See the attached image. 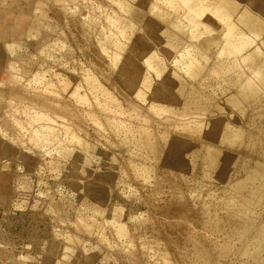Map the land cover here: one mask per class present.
Masks as SVG:
<instances>
[{"label":"rangeland","instance_id":"374dc122","mask_svg":"<svg viewBox=\"0 0 264 264\" xmlns=\"http://www.w3.org/2000/svg\"><path fill=\"white\" fill-rule=\"evenodd\" d=\"M171 1L0 0V47L8 44L0 61V264H264V196L247 209L232 193L246 179L249 157L264 156V94L256 109L232 119L243 144L223 146L229 167L220 158L208 172L202 143L191 136L215 116L193 113L186 99L175 105L172 79L202 82L220 102L223 86L210 84L208 70L222 60L236 65L235 76L253 69L243 59L248 52L222 54L202 43L194 35L203 26L191 29L186 4ZM197 1L217 19L212 0ZM160 16H172L199 48L172 41L157 27ZM259 36L245 50L264 59ZM121 63L147 79V90L139 77L129 84L133 73L123 75ZM42 101L58 103L65 118L50 117ZM182 107L188 115L177 112ZM71 238L79 245L61 255Z\"/></svg>","mask_w":264,"mask_h":264},{"label":"bare ground","instance_id":"6f19581e","mask_svg":"<svg viewBox=\"0 0 264 264\" xmlns=\"http://www.w3.org/2000/svg\"><path fill=\"white\" fill-rule=\"evenodd\" d=\"M13 1V0H12ZM15 1V0H14ZM167 1V0H166ZM171 1V0H168V2ZM174 1V0H172ZM171 1V2H172ZM191 1V2H189ZM211 1V0H210ZM209 1V2H210ZM38 2V1H37ZM176 2V1H175ZM202 2V1H201ZM208 2V3H209ZM213 4H212V12L214 13H217V19H219L217 21V19L215 20L214 18L212 17H208L205 13H206V9L202 8L203 6L199 7V4L200 2H198L197 0H178V2H176V4L174 5L175 7L173 8H179L182 5L186 4V8H184L183 12H185L186 16L190 18V20H187L189 21V25L191 26V29L193 28H196V27H200L201 25L203 26V28L205 29V32L202 31V30H197V32L195 33V37H202V43L206 44V43H211L213 44L215 47L217 46L218 49L220 50V52L222 54H228V53H234V52H239V51H243L244 52H248V55L246 53V57L243 58L245 61H249L250 62V68H252L253 72H249V75L247 77H244V76H235V75H232V72L234 73V69H238V68H235L234 66H231L229 63H228V60L226 61H220L219 64L217 65L216 67H214L213 69H211L210 71L207 69L206 67V70H208V72H210L208 74V77H207V80H209L210 84H216V83H220L219 85L223 86V90L224 91H220L222 93L223 96H221V100L220 102L219 101H213L212 99H210L209 97H207V95L205 94V89H204V85L200 83V85L194 87V86H187L184 84V82L181 81L180 77L178 79L174 78V80L172 79L173 81V88H174V94H172L173 96L174 95H177L175 98H176V102L172 101V103H176L175 105H179L181 104V99H186L187 101V104L188 105V108L190 107H194L193 108V113H198V112H195L196 109L199 111L201 110V113L204 112V114L206 113H209L208 115L211 114V116H215L213 119L214 121L211 122L212 120L208 119L211 124L208 125V122H207V126L205 125V127H202L199 136H194L192 135L191 138H195L197 142H200L202 144L201 145V149L202 151L204 152L203 153V157L202 159L204 161H207L206 162V166L208 168V172L212 173L214 172L215 168H216V165L220 163V158L222 159L223 158V154L221 151H223L224 153V150H223V146L225 145L226 147H234V145H239V144H243V136H241V134L239 132V128H237L236 126V123H235V126L232 125V119H237L238 116L240 117H245L243 116V114L241 113L240 115H237L238 113L240 112H243L244 113V110H246L247 107L249 108H252V107H255V109L258 107V105H260V103L262 102L263 100V95L264 93H262L264 90V59L261 58V55L260 57H257L255 54H253L252 52L249 53V50H245V46L248 44V42L250 41V39H252L253 37H258L259 35L263 36L264 35V0H212ZM199 3V4H198ZM36 4V3H35ZM101 4V3H100ZM173 4V2H172ZM198 4V5H197ZM211 4L209 3V7L211 6ZM37 5V4H36ZM39 5V4H38ZM201 5V4H200ZM35 7V6H34ZM39 7V6H38ZM205 7V6H204ZM208 7V8H209ZM85 8V7H84ZM108 8V7H107ZM39 9V8H38ZM96 9V8H95ZM211 9V8H210ZM225 10V12H221L222 10ZM35 10V8H34ZM44 10V9H43ZM40 11L42 12L41 8H40ZM117 11V10H116ZM34 12V11H33ZM46 12V11H45ZM103 12H105V10H103ZM3 13V12H2ZM97 13V12H96ZM105 13H109V11ZM104 13V16L106 17L107 14L105 15ZM117 13V12H116ZM89 14V13H88ZM4 15V14H3ZM102 15V14H100ZM41 16V15H40ZM184 16V15H183ZM206 16V17H205ZM38 17V16H37ZM101 17V16H100ZM110 16H107L106 18L108 19ZM161 17V16H160ZM215 17V18H216ZM112 19V18H111ZM36 20V19H35ZM115 21V19H112V21ZM119 22L120 20L117 19ZM175 19H173L172 16H163L161 18H159L158 22H157V27L159 30H161L162 32L165 31L167 33H169L168 35L169 38L172 40V41H176L180 44H183V45H189L190 47L192 48H199L197 47L198 45L196 44H191L190 41L191 40H194L192 38H187L186 35L184 34V31L181 27H179V25L174 21ZM104 21V19H103ZM109 21H111L109 19ZM40 22V21H39ZM47 22V21H46ZM102 22V21H101ZM105 22V21H104ZM93 23V22H92ZM96 23V22H95ZM106 23V22H105ZM110 24V22H109ZM121 24H125L123 21ZM127 25V24H126ZM188 25V26H189ZM96 26V25H95ZM124 26V25H122ZM92 27V26H91ZM127 27V26H126ZM131 27V25H130ZM113 28V27H112ZM129 28V26L127 27ZM109 29V28H108ZM1 32V31H0ZM109 32V31H108ZM133 32V31H132ZM223 33V34H222ZM118 34V33H117ZM121 36V35H120ZM259 36V37H260ZM136 37V36H135ZM224 40V42H223ZM138 41V40H137ZM112 43L114 41H111ZM153 42V41H152ZM264 42V41H263ZM263 42H261L263 44ZM117 43V42H116ZM152 44V43H151ZM167 44H170V42L166 43L165 44V47ZM8 45V44H7ZM7 45H4L7 47ZM195 45V46H194ZM3 46V47H4ZM171 46V45H170ZM170 46H167V47H170ZM2 46L0 47V61L1 63L4 62V60L7 58V54L4 52V48ZM10 47V46H9ZM166 47V49H167ZM216 47V48H217ZM116 48V46L114 47ZM4 49V50H3ZM201 49V48H200ZM11 50V49H10ZM13 50V49H12ZM117 49H114L112 50L113 51H116ZM165 50V49H164ZM9 51V50H8ZM167 51V50H166ZM201 51V50H200ZM199 51V52H200ZM251 51V50H250ZM40 52V51H39ZM243 52V53H244ZM38 53V51H37ZM117 54V52H114ZM168 54V51L166 52ZM172 53V52H171ZM264 53V52H263ZM262 53V54H263ZM116 54H114L113 56H116ZM172 55V54H171ZM245 55V54H244ZM169 56V55H168ZM173 56V55H172ZM153 58V57H152ZM150 59V58H149ZM148 59V60H149ZM168 59V58H167ZM192 59V58H191ZM190 59V60H191ZM196 61V59H195ZM7 62V61H5ZM200 62V61H199ZM8 63V62H7ZM198 65V62H194V58L192 59V62L190 63V68L193 73L195 72L194 69L195 67H193L194 69H192V65ZM197 63V64H196ZM232 63V61H231ZM5 64V63H4ZM238 64V63H237ZM120 65V67H119ZM160 65V64H159ZM188 65V64H187ZM186 65V66H187ZM213 65V64H212ZM3 66V64H2ZM214 66V65H213ZM237 66H239V68H241L243 65L242 63H239ZM5 67V66H3ZM201 67V65L199 66ZM198 67V68H199ZM12 68V67H10ZM120 68V69H119ZM159 68V67H157ZM162 68V67H161ZM164 68V67H163ZM205 68V67H204ZM209 68V67H208ZM245 68V67H244ZM249 68V67H248ZM118 69L121 71V73L123 75H125L126 72L128 71H131L133 73V76L131 79L128 80L129 84L130 82H137L138 80L136 79V77H139L140 74L136 71V68L132 65H128L127 64H118ZM189 69V66L187 68V71ZM197 69V67H196ZM118 70V71H119ZM159 70V69H158ZM163 70V69H162ZM161 70V71H162ZM200 70V69H199ZM239 70V69H238ZM160 71V70H159ZM158 71V72H159ZM189 71V72H190ZM205 71V70H203ZM200 70V73H197V75H201L203 76L202 72ZM170 72V71H169ZM197 72V70H196ZM167 73V72H166ZM192 73V74H193ZM205 73V72H204ZM251 73V74H250ZM255 73V74H253ZM159 74V73H158ZM189 74V73H188ZM191 74V75H192ZM235 74V73H234ZM241 74V73H240ZM256 74H258V78L257 81L254 77L257 76ZM175 75V74H174ZM190 75V74H189ZM171 76V74H170ZM169 76V77H170ZM194 76H195V73H194ZM206 76V74H205ZM246 76V75H245ZM173 77V76H172ZM193 77V76H192ZM198 77V76H197ZM237 77V78H235ZM249 77V78H248ZM140 78V77H139ZM138 78V79H139ZM146 78V77H145ZM144 78V79H145ZM203 78V77H202ZM141 80L140 81H144L142 80L143 78H140ZM180 79V81H179ZM205 79V78H204ZM85 80V79H84ZM93 80V79H92ZM163 80V79H162ZM169 80V79H168ZM87 81V80H86ZM139 81V82H140ZM146 81V82H145ZM144 82H142L144 85L147 84V79L145 80ZM149 81V80H148ZM171 81V82H172ZM184 81V80H183ZM186 81V80H185ZM200 81V80H199ZM254 81L256 83H254ZM73 82V81H72ZM85 82V81H83ZM93 82V81H91ZM167 82V81H166ZM78 83H81L80 81ZM149 83V82H148ZM199 83V82H197ZM197 83L194 85H197ZM83 84V83H81ZM80 84V86H81ZM87 84V83H86ZM135 84V83H134ZM170 84V82H169ZM193 84V83H192ZM257 84L260 86L257 87ZM72 85V84H71ZM132 85V84H131ZM140 85H141V82H140ZM143 85V86H144ZM148 86H150L149 84H147ZM145 88H143L142 90L146 89L147 90V86ZM74 86H76L77 88V85L75 84ZM88 86V85H87ZM220 86V88H221ZM73 87V86H72ZM71 87V88H72ZM90 87L93 89V90H97L99 91L100 88L96 85V84H91ZM132 87V86H131ZM170 88V86H168ZM193 87V88H192ZM218 87V86H217ZM172 88V89H173ZM206 88V87H205ZM75 89V88H74ZM172 89H169L172 90ZM261 89V90H260ZM77 90V89H76ZM145 90V91H146ZM151 92V90H149ZM173 91V90H172ZM218 91H219V88H218ZM224 92V94H223ZM88 93V92H87ZM86 93V94H87ZM143 92L140 91V94L141 96L145 95L146 93L144 92L143 95H142ZM171 93V92H170ZM76 94V92H75ZM80 94V93H79ZM90 95V93H89ZM171 96V95H170ZM171 96V97H173ZM87 97V96H86ZM145 98V97H144ZM86 99V98H85ZM173 100V98H172ZM87 101V100H86ZM183 101V102H184ZM39 104V103H38ZM94 104V102H93ZM42 105L45 107V111L47 113L50 114V117H51V114H53V116L55 118H65L64 115L65 113L62 111H60L61 107H59L60 105H58V103L56 102H45V101H42ZM173 105V106H175ZM58 106V107H57ZM95 106V105H94ZM178 106V107H179ZM177 107V108H178ZM181 107V106H180ZM179 107V108H180ZM185 107V106H184ZM180 110V111H185L187 114L188 110L186 111L183 110V108ZM254 109V108H253ZM63 110V109H62ZM65 110V109H64ZM190 110V109H189ZM60 111V112H59ZM179 110L177 112H179V114H184V112H180ZM192 112V111H191ZM200 112V111H199ZM252 112V111H251ZM64 113V114H63ZM147 113V112H145ZM250 113V112H249ZM45 114V112H44ZM190 114V112H189ZM199 114V113H198ZM197 114V115H198ZM246 114V113H244ZM252 114V113H251ZM39 115V114H38ZM150 115V114H149ZM147 115V116H149ZM188 115V114H187ZM191 115V114H190ZM203 115V114H201ZM199 115V116H201ZM206 115H203L206 116ZM207 115V116H208ZM40 116V115H39ZM145 116V115H144ZM181 116V115H180ZM210 116V117H211ZM230 116V117H229ZM40 117H43L44 118V115L43 116H40ZM48 117V115H47ZM53 117V118H54ZM209 117V118H210ZM239 117V118H240ZM38 120L39 117H37ZM42 118V119H43ZM49 118V117H48ZM48 118H47V121H48ZM52 118V119H53ZM152 118V117H151ZM150 117L145 120V122L148 120V119H151ZM154 118V117H153ZM152 118V119H153ZM156 118V117H155ZM45 119V118H44ZM234 119V120H235ZM241 119V118H240ZM207 120V121H208ZM233 120V121H234ZM53 121V120H51ZM49 121V123L51 122ZM152 122V120H149ZM154 121V120H153ZM40 125H42L43 121L42 120V123L41 121H39ZM236 122V121H235ZM34 123V122H33ZM100 123V122H99ZM148 123V122H147ZM204 123H206L204 121ZM238 123V122H237ZM261 123V122H260ZM48 124V122H47ZM61 124V123H60ZM59 124V125H60ZM150 124V123H148ZM262 124V123H261ZM35 125V124H34ZM39 125V126H40ZM45 125V123H44ZM51 125V123H50ZM49 125V126H50ZM52 125L53 122H52ZM59 125L57 126L59 128ZM63 125V124H62ZM67 125V124H66ZM98 125V124H97ZM159 125V124H158ZM165 125V124H164ZM37 126V125H36ZM37 126V127H39ZM64 126V125H63ZM61 126V128L63 127ZM72 126V125H71ZM100 126V125H99ZM161 126V125H160ZM159 126V127H160ZM202 126V125H201ZM262 129L264 132V125H262ZM24 127V126H23ZM47 127V125L45 126ZM45 127H40V129L42 128H45ZM55 127V126H53ZM69 127V126H67ZM118 127V126H117ZM241 127V126H239ZM27 128V127H25ZM52 128V126H51ZM50 128V129H51ZM60 128V129H61ZM65 128V127H64ZM72 128V127H71ZM74 128V127H73ZM119 128V127H118ZM201 128V127H200ZM39 129V128H38ZM47 129V128H45ZM44 129V130H45ZM48 128V130H50ZM54 129V128H53ZM100 129V128H99ZM117 129V128H116ZM160 129V128H159ZM163 129V128H162ZM23 130V129H22ZM242 130V129H241ZM51 131V130H50ZM61 131H59L60 133ZM64 132V131H63ZM146 133V132H145ZM144 133V134H145ZM148 133V132H147ZM147 133L145 134L144 137H147ZM163 133V131H162ZM166 133V131H165ZM63 134V133H62ZM67 134V133H66ZM142 134V133H141ZM140 134V135H141ZM164 134V133H163ZM170 134V133H169ZM147 135V136H146ZM165 135V134H164ZM167 135V134H166ZM51 136V135H50ZM59 136V135H57ZM60 136L61 133H60ZM143 136V134H142ZM141 136V137H142ZM163 135L160 134L159 136V139L160 138H164V137H161ZM171 136V134H170ZM169 136V137H170ZM149 138H147L148 140L150 139V136H148ZM168 137V136H167ZM174 137V136H173ZM171 136V139L173 138ZM58 138V137H57ZM64 138V137H63ZM67 138V137H66ZM166 138V137H165ZM164 138V139H165ZM141 138H138V140L140 141ZM146 139V138H145ZM144 139V140H145ZM146 139V140H147ZM185 140H187V138H184ZM161 140V139H160ZM159 140V141H160ZM163 140V139H162ZM185 140H182L181 141V144L182 142L184 141V143H186L187 145V142ZM48 141V140H47ZM143 141V139H142ZM153 141H154V138H153ZM153 141H149L150 143ZM166 141V140H165ZM164 141V142H165ZM173 141V140H172ZM250 141V140H249ZM149 142L147 143L148 144V147L149 145H154L155 144H149ZM162 141H160L161 143ZM141 145L143 144L141 141H140ZM139 143V144H140ZM170 143V142H169ZM183 143V144H184ZM189 143V142H188ZM195 143V142H194ZM253 145H254V142H251ZM165 144V143H164ZM167 144V142H166ZM182 144V145H183ZM145 147L147 146L146 144H144ZM189 145H191V143H189ZM193 145V144H192ZM217 145L219 147H217ZM222 145V150L220 149ZM184 146V145H183ZM182 146V148H184ZM244 146V145H243ZM146 147V148H148ZM187 147H189L187 145ZM200 147V146H199ZM254 147V146H253ZM259 147V145H258ZM152 149V147H150ZM149 148V149H150ZM225 148V147H224ZM239 148V147H238ZM246 148V147H245ZM150 149V150H151ZM185 149V148H184ZM188 149V148H187ZM199 149V148H198ZM229 149V148H228ZM249 148H247L248 150ZM251 149V148H250ZM258 149V148H256ZM260 149V148H259ZM238 150V149H236ZM263 150V149H262ZM67 151V150H65ZM153 151V150H152ZM230 151V150H229ZM243 151V150H242ZM253 151V150H252ZM259 151V150H258ZM261 151V150H260ZM231 152V151H230ZM155 153V152H154ZM226 153V152H225ZM252 153V152H251ZM242 154V153H241ZM259 154V153H258ZM201 155V154H200ZM243 155V154H242ZM261 156H256L257 158L253 157V156H250L249 158V161H250V164H249V168H244V169H247V171H245V176H246V179L238 184V185H234L233 186V191L232 193H235L237 195H241V197L243 196V198H245V202L244 204H246V207L244 206L243 203H241L245 208L248 209V205L252 204V205H255L260 203V200L262 199V197L264 196V156L262 154H260ZM235 156V155H234ZM231 155L230 154H224V158H223V165L222 167H226L228 168L229 167V164L231 162ZM236 158V157H235ZM245 158V157H244ZM233 161L235 159H232ZM244 160V159H243ZM242 160V161H243ZM239 162V161H238ZM240 163V162H239ZM249 163V162H248ZM218 167V166H217ZM225 169V168H224ZM243 169V170H244ZM217 171V170H216ZM8 177V176H7ZM6 180V178H5ZM5 182V181H4ZM7 186V185H6ZM232 187V186H231ZM230 187V188H231ZM229 188V187H228ZM237 197V196H235ZM242 199V198H241ZM244 200V199H243ZM240 201V200H239ZM240 204V202H239ZM262 204V203H261ZM260 204V205H261ZM251 205V207H252ZM241 206V205H240ZM254 207V206H253ZM256 207V206H255ZM235 209V208H234ZM253 220V219H252ZM121 228V227H120ZM123 230V229H122ZM123 233V232H122ZM125 234V232H124ZM79 245V239L77 238H71L68 242V246L64 249L63 247H61L63 250L61 251V249L59 250V252L62 254H65L66 253H69L71 251V249L73 250V247H76ZM71 248V249H70ZM70 249V251H69ZM76 250V248H74ZM243 250V249H242ZM74 251V250H73ZM72 252V251H71ZM252 252V251H251ZM75 253H73L74 255ZM87 254V253H86ZM60 255V256H61ZM76 255V254H75ZM258 255V254H257ZM59 256V257H60ZM87 256V257H86ZM85 257L88 259V261H92L93 259V255H86ZM249 256V255H248ZM251 257V256H250ZM257 258V257H256ZM50 260V259H49ZM46 262V261H45ZM48 262V261H47ZM50 262V261H49ZM209 262V261H208ZM63 263V262H62ZM49 264V263H48Z\"/></svg>","mask_w":264,"mask_h":264}]
</instances>
